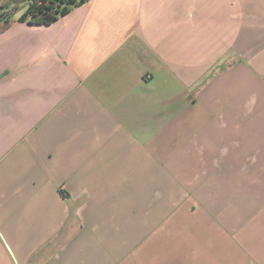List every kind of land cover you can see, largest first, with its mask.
Masks as SVG:
<instances>
[{
  "label": "crops",
  "instance_id": "crops-1",
  "mask_svg": "<svg viewBox=\"0 0 264 264\" xmlns=\"http://www.w3.org/2000/svg\"><path fill=\"white\" fill-rule=\"evenodd\" d=\"M0 264H264V0L0 33Z\"/></svg>",
  "mask_w": 264,
  "mask_h": 264
},
{
  "label": "trees",
  "instance_id": "trees-1",
  "mask_svg": "<svg viewBox=\"0 0 264 264\" xmlns=\"http://www.w3.org/2000/svg\"><path fill=\"white\" fill-rule=\"evenodd\" d=\"M89 0H3L0 3V33L16 22L50 25Z\"/></svg>",
  "mask_w": 264,
  "mask_h": 264
}]
</instances>
